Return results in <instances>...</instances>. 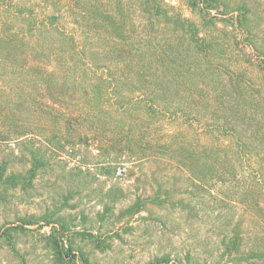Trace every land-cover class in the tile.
Segmentation results:
<instances>
[{
  "label": "trees",
  "instance_id": "trees-1",
  "mask_svg": "<svg viewBox=\"0 0 264 264\" xmlns=\"http://www.w3.org/2000/svg\"><path fill=\"white\" fill-rule=\"evenodd\" d=\"M263 1L0 0V190L64 152L102 176L189 182L259 223L253 239L235 226L223 244L264 263ZM18 149L24 173L9 169ZM17 226H0V240L18 255ZM55 245L57 263H74Z\"/></svg>",
  "mask_w": 264,
  "mask_h": 264
},
{
  "label": "rangeland",
  "instance_id": "rangeland-1",
  "mask_svg": "<svg viewBox=\"0 0 264 264\" xmlns=\"http://www.w3.org/2000/svg\"><path fill=\"white\" fill-rule=\"evenodd\" d=\"M183 12L199 20L185 6ZM256 18L260 21L258 14ZM229 29L224 25L225 41ZM15 153L19 157L9 169L24 173L29 167L28 155L21 149ZM75 165L64 152L62 160L50 168L23 174L16 187L1 188L0 226L18 225L11 234L19 253L0 240V264H66L56 262L55 243L71 250L74 263L68 264H83L82 260L89 264H148L163 255L176 259L177 264H264L243 254L230 256L223 244L235 226L246 241L261 232L259 223L248 224L242 207L229 208L207 193L201 195L189 182L169 179L158 187L148 177L116 171L102 176L92 164L82 171ZM172 185L173 190L164 191ZM180 198L184 205L178 202ZM134 202L141 207H129ZM261 212L264 215V208Z\"/></svg>",
  "mask_w": 264,
  "mask_h": 264
}]
</instances>
